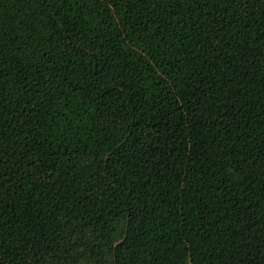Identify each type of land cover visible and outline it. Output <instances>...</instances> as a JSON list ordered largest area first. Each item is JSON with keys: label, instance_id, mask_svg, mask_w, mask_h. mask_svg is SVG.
Here are the masks:
<instances>
[{"label": "trees", "instance_id": "1", "mask_svg": "<svg viewBox=\"0 0 264 264\" xmlns=\"http://www.w3.org/2000/svg\"><path fill=\"white\" fill-rule=\"evenodd\" d=\"M0 264H264V0H0Z\"/></svg>", "mask_w": 264, "mask_h": 264}]
</instances>
